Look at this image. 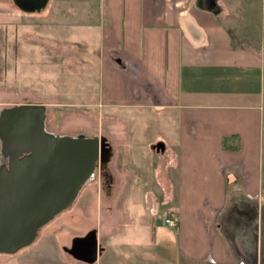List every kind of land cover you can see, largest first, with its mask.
Instances as JSON below:
<instances>
[{
    "label": "crops",
    "instance_id": "obj_1",
    "mask_svg": "<svg viewBox=\"0 0 264 264\" xmlns=\"http://www.w3.org/2000/svg\"><path fill=\"white\" fill-rule=\"evenodd\" d=\"M100 1L96 105L177 124L176 139L153 143L163 153L153 180L140 172L147 185L140 190L149 189L151 209L158 211L137 231L144 229L152 245L145 242L141 257L129 261L117 257L119 248L105 236L120 231L118 223L102 232V187L127 199L135 187L130 177L136 171L125 167L116 175L96 174L94 223L85 219L94 200L85 192L88 184L15 264H89L68 250L93 230L103 249L93 264H264V56L257 47L264 17H243L244 1L250 0ZM226 138H232L227 147ZM243 197L248 200L236 201ZM259 197L261 205L250 203ZM114 212L124 223L135 214L128 206ZM70 216L84 228L73 230ZM168 218L177 225L166 224ZM53 226L54 232L48 230ZM56 232L62 233L60 242Z\"/></svg>",
    "mask_w": 264,
    "mask_h": 264
},
{
    "label": "rangeland",
    "instance_id": "obj_2",
    "mask_svg": "<svg viewBox=\"0 0 264 264\" xmlns=\"http://www.w3.org/2000/svg\"><path fill=\"white\" fill-rule=\"evenodd\" d=\"M250 1L251 3L244 1L241 14L244 17V13H248L250 20L255 22L264 17V0ZM100 10V0H50L40 12H25L13 0H0V115L4 110L17 105H44L47 132L70 138L80 136L108 138L111 143L109 159L112 161L108 164L110 169L104 171L105 165L98 164L90 177L92 179L84 184V186L89 184L88 187L92 190L85 192L91 198L94 197L88 206L85 219L88 223H94L96 219V196L93 191L97 190L94 181L99 174L105 172L116 175L125 167L130 171L135 170L136 173H132L130 177L135 187L127 194L129 199L112 197L116 191L108 195V190L102 187L99 209L100 215L102 213L99 221L103 233L110 222L115 221L121 228L120 231L113 230L114 235L111 236L113 238L109 237V234L105 235L110 242H114L115 248H119L117 257L127 256L128 260L132 261L137 260L138 256L141 257L140 249L152 245L144 229L137 231L138 223H142L146 228V225L149 226L151 212L158 211L155 205L151 209L153 196L149 189L146 188L144 193L140 190L141 183L147 186L140 179L148 177L153 180L154 163L158 160L157 157L163 154L152 149L155 147L153 143L162 138L170 142L176 139L178 135L174 134V131L177 124H168L169 119L160 118L158 115L110 111L96 105L98 100L96 34L99 33ZM5 21H10V24H4ZM257 47L263 48L260 50L264 56V36L257 42ZM9 157L10 154L0 134V171L7 167ZM116 184L119 186L120 183ZM244 200L248 199L243 197L236 201L243 203ZM255 200L250 202L254 206L262 201L260 197ZM127 206L133 208L135 214L129 217V223L118 222V214L114 210L120 212ZM60 214L39 231L35 242L45 236L44 231L53 222L61 221ZM70 221L75 222L72 225L73 230L84 228L79 226L80 223H84L73 216H70ZM55 229L56 226H53L48 230L54 232ZM61 237L62 233L59 232L53 235L58 241ZM147 241L146 246L144 244ZM107 246H110L108 242ZM123 249L129 250L123 252ZM24 252L26 248L15 254H0V264H15Z\"/></svg>",
    "mask_w": 264,
    "mask_h": 264
},
{
    "label": "water",
    "instance_id": "obj_3",
    "mask_svg": "<svg viewBox=\"0 0 264 264\" xmlns=\"http://www.w3.org/2000/svg\"><path fill=\"white\" fill-rule=\"evenodd\" d=\"M13 1L22 11L40 12L50 0ZM45 118L44 105L33 104L0 115V134L10 154L0 171V254L32 245L39 231L72 205L95 167L109 160L105 137L54 135L46 131ZM102 250L93 230L75 238L68 252L93 264Z\"/></svg>",
    "mask_w": 264,
    "mask_h": 264
},
{
    "label": "built area",
    "instance_id": "obj_4",
    "mask_svg": "<svg viewBox=\"0 0 264 264\" xmlns=\"http://www.w3.org/2000/svg\"><path fill=\"white\" fill-rule=\"evenodd\" d=\"M166 224H168L169 226H171V227H175L177 224H176V222H175V220L174 219H172V218H168V219H166Z\"/></svg>",
    "mask_w": 264,
    "mask_h": 264
},
{
    "label": "trees",
    "instance_id": "obj_5",
    "mask_svg": "<svg viewBox=\"0 0 264 264\" xmlns=\"http://www.w3.org/2000/svg\"><path fill=\"white\" fill-rule=\"evenodd\" d=\"M230 139H232V138H226V139H224V146L225 147H227L228 143L230 142Z\"/></svg>",
    "mask_w": 264,
    "mask_h": 264
},
{
    "label": "flooded vegetation",
    "instance_id": "obj_6",
    "mask_svg": "<svg viewBox=\"0 0 264 264\" xmlns=\"http://www.w3.org/2000/svg\"><path fill=\"white\" fill-rule=\"evenodd\" d=\"M9 160H10V157H9ZM9 162V161H8ZM105 165V164H104Z\"/></svg>",
    "mask_w": 264,
    "mask_h": 264
}]
</instances>
